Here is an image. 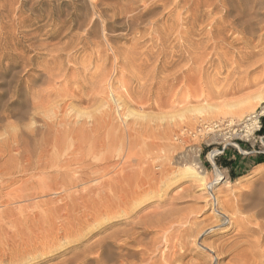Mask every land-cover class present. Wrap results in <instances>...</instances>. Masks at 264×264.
<instances>
[{
  "label": "rangeland",
  "instance_id": "rangeland-1",
  "mask_svg": "<svg viewBox=\"0 0 264 264\" xmlns=\"http://www.w3.org/2000/svg\"><path fill=\"white\" fill-rule=\"evenodd\" d=\"M262 92L264 0H0V169L10 166L4 150L13 134L32 143L43 136L37 127L54 121L74 130L66 143L83 150L74 157L87 149L81 164L97 172L68 194L46 193L22 215L15 210L17 224L0 222V264H238L230 248L245 239L236 220L254 213L247 228L264 221L254 216L264 199V136L212 161L217 145L206 144L217 140L195 133L241 124L264 108L254 100ZM232 105L247 110L225 115ZM209 106L215 112H194ZM187 165L213 189L183 174ZM130 188L136 201L124 204L117 193ZM263 231L249 240L264 243ZM261 242L256 264H264Z\"/></svg>",
  "mask_w": 264,
  "mask_h": 264
},
{
  "label": "bare ground",
  "instance_id": "bare-ground-1",
  "mask_svg": "<svg viewBox=\"0 0 264 264\" xmlns=\"http://www.w3.org/2000/svg\"><path fill=\"white\" fill-rule=\"evenodd\" d=\"M140 2V1H139ZM199 2V1H198ZM205 5V4H204ZM147 6V5H146ZM165 9V8H163ZM146 11V10H145ZM144 12V11H143ZM237 16V15H236ZM15 17V15H14ZM18 18V17H17ZM135 17L132 20V22L134 21ZM149 22V21H148ZM151 26V25H149ZM212 29V28H211ZM155 30V29H154ZM145 40V39H144ZM159 40V39H158ZM114 48V47H113ZM26 64V63H25ZM126 70V69H125ZM178 71V70H177ZM17 73V72H16ZM122 73V72H121ZM52 75V73H51ZM53 77V76H52ZM50 79H51V76H50ZM53 80V78H52ZM104 80V79H103ZM38 90V89H37ZM263 91V90H262ZM40 92V91H39ZM55 92V90H54ZM43 93V92H42ZM45 93V92H44ZM53 92L52 91H47L46 92V97L48 98L47 101H49L52 96ZM46 97L44 98H41V99H46ZM82 97V96H80ZM90 97V96H89ZM39 99V98H38ZM80 99V98H79ZM83 99V98H81ZM92 99V98H91ZM115 99V98H114ZM93 100V99H92ZM254 100L258 103V104H263L264 103V92L260 93L259 95H257ZM11 102V101H10ZM40 102V101H39ZM43 102V101H42ZM40 102V103H42ZM45 102V101H44ZM116 102V101H115ZM255 104V103H254ZM36 105V104H35ZM51 106V105H50ZM255 106V105H253ZM230 108L232 109V111L230 112H226L224 113L225 115H241L242 113H244V110L246 109V107H243L242 106H238V105H232L230 106ZM252 109V108H251ZM216 110V107H213V106H209L207 108H199V109H196L194 112L198 115V116H206V114L209 112V113H212V112H215ZM247 110V109H246ZM39 112V111H38ZM214 114V113H213ZM37 115V114H36ZM215 115V114H214ZM223 115V114H222ZM209 117L210 114H209ZM213 117V116H212ZM211 117V118H212ZM223 117V116H222ZM233 117V116H232ZM206 118V117H205ZM60 120V119H59ZM215 120V119H214ZM202 121H203V118H202ZM201 121V122H202ZM36 123V122H35ZM65 123V122H64ZM233 123V122H232ZM58 124H62L61 122L60 123H55L54 121L51 122V123H47L45 121V123H43L42 126H40V128L37 127V131L38 129L42 130V138L41 139H35V138H32V143H31V140H30V137L29 135H26L24 133H20L18 135H16L17 133H15V135L13 134V136L10 138V140H8L5 144V150H4V153H7L8 155L11 156V162L10 163V166L7 167V168H3V169H0V222L4 223V222H7V223H11L13 224L12 222L14 221L15 223L14 224H17L16 223V220L18 219H15V218H18V215H22L23 212L26 211V209L28 208H31V207H34V205H36V203L34 202L38 197L46 194V193H52V194H57V195H62V194H68L73 188L75 187H78V184H81L83 182L87 183V181H91L93 176L96 175V171H94V167H96V164L95 166H92V165H87L85 163H82L81 162H84V160H81V155L85 154V150L83 153H81V155L79 157H74V153L76 151H83V150H80V148L77 146L74 147V145L72 143L68 144L66 143V141L68 140H73L74 139V136H73V133L72 131L74 132V130L70 131L68 130L67 128L62 130L60 128V126L58 127L57 125ZM39 125H41L39 123ZM36 127V126H35ZM62 127V126H61ZM257 127V121H254L252 122L247 128V131L248 133H252L254 131V129ZM42 128V129H41ZM11 129V128H10ZM70 129V128H69ZM32 130V129H31ZM111 130V129H110ZM33 131H36V129L32 130ZM35 133V132H33ZM118 133V132H117ZM28 134V133H27ZM113 134V133H112ZM4 135V134H3ZM34 135V134H33ZM32 135V136H33ZM37 135V133H36ZM37 138V137H36ZM77 138V137H76ZM75 138V139H76ZM79 138V137H78ZM213 141L216 140V137H212ZM8 139V138H7ZM80 140V139H79ZM78 140V141H79ZM83 140V139H82ZM81 141V140H80ZM1 142V140H0ZM78 143V142H77ZM83 144V143H82ZM81 142L78 143L77 145H82ZM85 144V143H84ZM84 146V145H83ZM91 146V145H90ZM121 147V146H120ZM85 149V148H84ZM198 149V148H197ZM201 149V148H200ZM120 151V150H119ZM118 151V152H119ZM201 151V150H199ZM87 152V151H86ZM13 153H15L16 155H12ZM214 154L215 152H211L210 155H211V158L213 159L214 157ZM82 155V157H84ZM96 155V154H94ZM76 156V155H75ZM88 156V155H86ZM93 156V155H92ZM97 156V155H96ZM100 156V155H99ZM2 157V156H1ZM107 157V156H106ZM115 157V156H113ZM96 158V157H95ZM98 158V157H97ZM102 158V157H101ZM85 159V157H84ZM86 159H88V157H86ZM94 159V158H93ZM104 159V158H103ZM108 160V157L106 158ZM120 159V158H119ZM120 161V160H119ZM117 161V162H119ZM123 161V160H122ZM126 161H127V158H126ZM113 162V161H112ZM125 162V161H123ZM90 162H88L89 164ZM131 163V161L129 162V164ZM81 164V165H80ZM100 164V163H99ZM103 164V163H102ZM101 164V165H102ZM118 164V163H117ZM120 164V162H119ZM128 164V162H127ZM77 165V167H75ZM94 165V164H93ZM101 165L99 167H101ZM125 165V163H124ZM123 165V166H124ZM98 167V166H97ZM102 168V167H101ZM110 168V167H108ZM121 168V167H120ZM112 170V169H111ZM110 170V171H111ZM124 170V169H123ZM108 171V170H107ZM108 171V172H110ZM106 172V171H104ZM183 174H185L186 176H189V177H193L195 178L196 180L200 181L201 183H203V186L206 187V188H211L213 189V184H210V185H206L204 183L205 181V177L201 174V172L197 171L192 165H187L186 168L183 170ZM105 174V173H104ZM122 174V173H121ZM27 175H30L31 178L25 183L24 181H21V184L20 186L16 187V189L14 190H11V191H8L7 193H4L6 189H8L10 186H12L13 184L15 185L16 183L18 184V177H21V176H27ZM118 175H120V173H118ZM131 176V175H130ZM36 177V180H33V178ZM105 177V176H104ZM107 178V177H106ZM102 179V184L106 183L104 182V180L106 179ZM168 178V177H167ZM224 174L223 172L221 171H217V182H221L224 180ZM99 179V178H97ZM111 179V178H110ZM129 179V178H128ZM152 179V178H151ZM163 179V178H162ZM208 179V178H207ZM108 180V179H107ZM106 181V180H105ZM144 181V180H143ZM149 181V180H148ZM111 182V181H110ZM115 182V180H114ZM165 183V182H164ZM113 184V183H112ZM111 184V186H112ZM117 184V183H116ZM115 184V185H116ZM166 184V183H165ZM124 185V184H122ZM140 185V183H139ZM138 185V186H139ZM125 186V185H124ZM137 185H135L136 187ZM104 187H105V184H104ZM103 187V188H104ZM107 187V186H106ZM104 188L106 190H108L107 188ZM133 187V188H135ZM124 188V187H123ZM138 187H136L137 189ZM141 187L138 188V190L140 189ZM10 189V188H9ZM136 189H134L136 191ZM203 189V188H201ZM110 190V189H109ZM126 190V189H125ZM124 190V191H125ZM129 190V189H128ZM131 188L129 191L127 192H122L120 193V191H118L117 194L120 195V199L122 201V203H126V202H129V201H134L132 200L134 198V194L132 193L134 190H132L131 192ZM99 191V190H98ZM114 191V190H113ZM90 192V190H89ZM97 192V191H95ZM116 192V191H115ZM130 192V193H129ZM82 193V192H81ZM88 193V192H87ZM109 193V192H108ZM111 193H112V189H111ZM114 193V192H113ZM157 193V192H156ZM89 194V193H88ZM87 194V196H88ZM107 194V193H106ZM115 194V193H114ZM136 194V192H135ZM73 195V194H72ZM69 198H71V196ZM75 195V194H74ZM110 195V194H108ZM112 195V194H111ZM158 195V194H157ZM66 196V195H65ZM80 196V195H79ZM86 195H84L85 197ZM101 193H100V197H101ZM137 196V194L135 195V197ZM141 197L143 195H140ZM68 197V196H66ZM73 197L75 198L76 196H72L71 199H73ZM83 196H81L79 199L80 200H83V199H87L84 198ZM89 197V196H88ZM104 197V195H103ZM106 197V195H105ZM69 198H66L65 200L69 199ZM111 200L112 198L109 197ZM117 198V197H116ZM64 199V197H63ZM62 199V200H63ZM108 199V198H107ZM135 199V198H134ZM61 200V201H62ZM75 200V199H74ZM78 200V199H76ZM75 200V201H76ZM88 200V199H87ZM90 200V199H89ZM88 200V201H89ZM103 200H105V198H103ZM114 200V199H113ZM112 200V201H113ZM52 201V200H51ZM64 201V200H63ZM84 201V200H83ZM82 201V203H83ZM87 201V202H88ZM94 201V202H93ZM98 201V200H97ZM96 201V202H97ZM110 201V202H112ZM136 201V199H135ZM72 202V200H71ZM85 202V201H84ZM100 202V201H99ZM103 202V201H102ZM57 203V202H56ZM63 203V202H62ZM75 203V202H74ZM73 203V204H74ZM77 203V202H76ZM89 203V202H88ZM91 203H95V200H92ZM101 203V202H100ZM99 203V204H100ZM114 203V202H113ZM51 204V203H50ZM68 204H70L68 202ZM83 204H86V203H83ZM108 200L105 201V206H104V209L105 211L107 210V207L108 206ZM220 204V203H219ZM259 204V209L255 212V217L258 218V217H264V199L263 200H260V203ZM257 204V205H258ZM19 205V206H17ZM65 205V204H64ZM47 206V205H46ZM56 207H58L57 205H55ZM60 206V205H59ZM49 207V205H48ZM67 207V206H66ZM65 207V208H66ZM92 207V206H90ZM102 207H103V204H102ZM40 208V207H39ZM38 208V209H39ZM53 208V207H52ZM51 208V209H52ZM62 208V207H60ZM87 208V207H86ZM55 209V208H53ZM223 209L224 211V208H221ZM220 209V210H221ZM17 210V214L16 217L14 218V215H13V212ZM61 210V209H59ZM63 210V208H62ZM61 210V211H62ZM51 211V210H50ZM50 211H48L47 213H49ZM57 211V210H54V212ZM66 211V210H65ZM125 211V210H124ZM53 211H51L52 213ZM73 212V211H72ZM88 212V211H87ZM107 213V212H106ZM124 213V212H123ZM126 213V212H125ZM251 213V212H250ZM28 214V213H26ZM66 214V213H65ZM115 214V213H114ZM254 214V213H253ZM252 214V215H253ZM31 215V214H30ZM44 215V214H43ZM51 215V214H50ZM56 215V214H54ZM85 215V214H84ZM108 215V214H107ZM252 215H249V217H252ZM28 215H26V218L28 219L27 217ZM53 216V215H51ZM50 216V218H51ZM65 216V215H64ZM34 216L32 215L29 216V218H33ZM49 217V215H48ZM47 217V218H48ZM55 217V216H53ZM51 218L52 220L54 218ZM78 217V216H77ZM76 217V218H77ZM86 217V216H85ZM179 217V216H178ZM226 217V216H225ZM232 217V216H231ZM244 217V216H243ZM248 216H245V218H239L238 221L236 220V223H238V225L244 230H242L243 232H241V234L239 235V238L240 239H245V241H240L238 243H236L235 245H233L231 248H230V252H238L239 250H242L243 248V251L242 252H238L237 255L235 253H233V255H235L236 257L234 259H236V261L238 262V264H256L255 262H257V260H261V259H257L256 256L258 257L259 256V250L261 246H263L262 244H260L259 242H261L260 240L258 242H254L252 243L251 241H254V240H249V237L252 235V234H261V231L263 230L264 228V221H259L260 219H257V221H259V223L257 224V227L256 228H247L249 226V224H247V227L245 226V221H247L248 219H250ZM14 218V220L12 219ZM43 218V217H42ZM49 218V220H51ZM224 218V217H222ZM233 218V217H232ZM236 218V217H235ZM254 218V217H253ZM254 218V219H256ZM181 219V218H180ZM184 219V218H182ZM26 220V219H25ZM48 220V219H47ZM51 220V221H52ZM58 220L57 218L54 220L56 221ZM188 220V219H187ZM227 220V219H226ZM27 221L29 222V220H26V223ZM36 221V220H35ZM45 221V220H44ZM43 221V222H44ZM54 221L52 222L54 224V228L55 227V223ZM235 221V219H234ZM233 221V222H234ZM254 221V220H252ZM251 221V222H252ZM32 222V221H31ZM50 222V221H49ZM64 222V221H63ZM68 222V221H67ZM151 222V221H150ZM175 222V221H173ZM171 222V223H173ZM186 222V221H185ZM190 222V220H189ZM232 220H230V223L232 224L233 223ZM250 222V221H249ZM30 223V222H29ZM34 223V222H33ZM46 223V221L44 222ZM66 223V222H65ZM187 223V222H186ZM244 223V224H243ZM22 224L26 225L25 222L23 221ZM32 224V223H31ZM158 224V223H157ZM155 224V225H157ZM223 225H226L225 224V220L223 223H221ZM47 225H50L49 223ZM173 225V224H172ZM189 225V224H188ZM208 225V224H207ZM216 225V224H215ZM235 225V224H234ZM4 226H7L6 224ZM18 226V225H17ZM170 226V225H169ZM228 226V225H227ZM237 226V227H239ZM256 226V225H255ZM25 227V226H24ZM23 227V228H24ZM28 228L27 229H31L29 224L27 226ZM41 227V226H40ZM60 227V226H59ZM156 227V226H155ZM209 227V226H208ZM19 228V227H17ZM52 228V227H51ZM65 228V227H64ZM169 228V227H168ZM176 229L179 227H175ZM190 228V227H189ZM202 228V227H201ZM240 228V229H241ZM50 229V227H49ZM53 229V228H52ZM51 229V231H52ZM63 229V227H61V230ZM157 229V228H155ZM173 229V228H171ZM186 230L188 229L187 227L185 228ZM239 229V230H240ZM20 230V229H19ZM33 230V228H32ZM40 230V229H39ZM167 230V229H166ZM169 230V229H168ZM182 230V229H181ZM188 230H191V229H188ZM3 231L2 230V227L0 228V237L3 236ZM6 233H7V238H12L13 236H11L10 232H8V230L6 229ZM22 231V230H21ZM30 231V230H29ZM34 231V230H33ZM56 230L52 231L53 233L55 232ZM14 232V231H13ZM23 232V231H22ZM20 232V233H22ZM48 232V231H47ZM59 232V231H58ZM171 232V231H170ZM186 232V231H185ZM184 232V233H185ZM239 232V231H238ZM239 232V233H240ZM264 232V231H263ZM5 233V232H4ZM28 233V232H27ZM25 233V234H27ZM31 233V231H30ZM35 233V232H34ZM33 232L31 234H34ZM51 233V232H50ZM175 233V231H174ZM178 233V232H176ZM182 233V232H181ZM238 233V234H239ZM14 236L17 235V231H15L14 233ZM24 234V236H25ZM49 234V232H48ZM56 234V233H55ZM59 234V233H57ZM66 234V233H65ZM171 234V233H168V235ZM186 234V233H185ZM189 233H187L188 235ZM192 234V232H191ZM6 235V234H5ZM21 235V234H20ZM23 235V233H22ZM28 235V234H27ZM61 235V233H60ZM136 235V234H135ZM190 235V234H189ZM237 235V234H236ZM49 236V235H48ZM176 236V235H174ZM179 236V235H178ZM264 236V235H263ZM6 237V236H5ZM4 237V239H5ZM18 237L15 236V238ZM20 237V236H19ZM18 237V239H19ZM30 237V236H29ZM33 237V235H32ZM47 237V236H46ZM50 237H53V236H50ZM169 237V236H168ZM190 237V236H189ZM237 237V236H236ZM254 237V236H253ZM261 237V236H260ZM259 237V238H260ZM6 238V240H7ZM15 238H12V239H15ZM26 238V236H25ZM42 238V237H41ZM58 238V237H57ZM165 238V237H164ZM204 238V237H203ZM255 238V237H254ZM258 238V239H259ZM17 239V238H16ZM31 239V238H29ZM40 239V238H39ZM158 239V238H157ZM252 239V238H250ZM257 239V240H258ZM10 240V239H9ZM27 241L26 239H23V241ZM169 240V239H168ZM237 240V238H236ZM263 240V239H261ZM21 241V239L19 240ZM56 241V240H55ZM159 240H157L158 242ZM198 241V240H197ZM4 242V241H2ZM172 243V241H170ZM12 243V242H11ZM167 243V242H166ZM169 243V242H168ZM235 243V241H234ZM263 243V242H261ZM264 244V243H263ZM149 245V243H148ZM172 245V244H171ZM185 245V244H184ZM141 246V245H140ZM183 246V245H182ZM212 246V245H211ZM224 246V245H222ZM158 247V246H157ZM210 247V246H209ZM214 247V246H212ZM211 247V249H213ZM227 247V245H226ZM166 248V247H165ZM204 248H207V247H204ZM218 248V247H217ZM145 249V248H144ZM147 249V247H146ZM159 249V248H158ZM209 249V248H207ZM226 249V248H225ZM152 250V249H151ZM150 250V251H151ZM225 251V250H223ZM226 251H229V250H226ZM156 252V251H155ZM170 252V251H169ZM168 252V253H169ZM217 252V251H216ZM218 252H222L221 251H218ZM263 252H264V249H263ZM156 254V253H155ZM223 254V252H222ZM228 254V252H227ZM170 255V254H169ZM221 255V253H220ZM219 255V256H220ZM226 255L225 253L221 256H224ZM264 256V253L261 254ZM180 259L183 258V256L179 257ZM178 258V260H179ZM254 258V260L252 259ZM257 260H256V259ZM260 258V257H259ZM152 259V258H151ZM219 260V259H218ZM256 260V261H255ZM252 261V262H251ZM170 262V261H169ZM175 262V261H174ZM233 262V261H232ZM262 262V261H261ZM122 263V262H121ZM219 263V262H218ZM264 263V262H263ZM127 264V263H126ZM172 264V263H171ZM184 264V263H183ZM237 264V263H236Z\"/></svg>",
  "mask_w": 264,
  "mask_h": 264
},
{
  "label": "built area",
  "instance_id": "built-area-1",
  "mask_svg": "<svg viewBox=\"0 0 264 264\" xmlns=\"http://www.w3.org/2000/svg\"><path fill=\"white\" fill-rule=\"evenodd\" d=\"M263 118L264 108L248 116L239 125H236L230 121L215 122L209 125L201 126L195 134L202 135L206 139L213 136L216 137L217 142L211 143L210 145L206 144L207 148H211L217 145V147L212 150V152L215 151L212 160L214 161L216 157L224 155L226 150L230 147H234L235 149L239 150L240 148L238 143L240 141L245 140L249 142L251 139H254L256 134L259 133L262 128L261 121ZM254 121H257V127L252 133H248L247 127Z\"/></svg>",
  "mask_w": 264,
  "mask_h": 264
},
{
  "label": "trees",
  "instance_id": "trees-1",
  "mask_svg": "<svg viewBox=\"0 0 264 264\" xmlns=\"http://www.w3.org/2000/svg\"><path fill=\"white\" fill-rule=\"evenodd\" d=\"M261 122H262V128H261V130L259 132V135L260 136H264V118L262 119ZM224 165H225V167H228L229 166V163H225Z\"/></svg>",
  "mask_w": 264,
  "mask_h": 264
}]
</instances>
